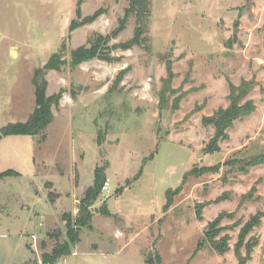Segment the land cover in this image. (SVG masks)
I'll list each match as a JSON object with an SVG mask.
<instances>
[{"label":"rangeland","instance_id":"1","mask_svg":"<svg viewBox=\"0 0 264 264\" xmlns=\"http://www.w3.org/2000/svg\"><path fill=\"white\" fill-rule=\"evenodd\" d=\"M130 3L0 0V130L33 113L34 75L54 54L62 64L44 71L47 94L64 90L43 141L0 140V174L18 172L0 178V264H39L67 242L64 218L75 224L97 167L109 191L91 206L92 228L71 245L78 255L46 264H264V162L243 168L264 152V0H150L142 43L114 48L140 25L131 14L113 35ZM99 9L105 12L83 24ZM74 20L80 24L71 30ZM96 35L110 36L115 59L72 65V50ZM248 82L241 103L252 100L256 110L208 152L215 128L202 118L229 106L230 84ZM178 187L164 211L167 190ZM106 204L113 215L99 212ZM213 241L225 242L226 252Z\"/></svg>","mask_w":264,"mask_h":264},{"label":"trees","instance_id":"2","mask_svg":"<svg viewBox=\"0 0 264 264\" xmlns=\"http://www.w3.org/2000/svg\"><path fill=\"white\" fill-rule=\"evenodd\" d=\"M150 9V0H131L129 8L126 10V13L123 19L120 22V25L117 29L113 31V35H118L122 30L125 29L126 23L131 14L136 15L138 22L140 23L139 27L135 32V36L127 41L126 43H122L119 45H115L114 48H131L135 44L142 43L143 39L142 32L146 29L147 22L145 21V16L148 14ZM105 11L103 9H99L93 14L85 17L83 19V24L92 23L96 21ZM77 13L81 16L82 9L81 3L78 2ZM78 27L77 20H74L71 24V30H74ZM110 39L109 37H103L101 35H96L94 39H92V43L89 47L81 46L78 47L71 52V64L74 66L80 65L85 61H89L95 58L112 61L115 58L111 56V49L107 46V43ZM60 59L58 58V54H54L50 60L44 65L43 69H39L36 71L33 83L35 85V96L37 106L33 113L30 115L26 122H16L10 123L7 126L3 127L0 130V140L4 137L11 135H31V136H39L42 138L40 141L46 138L45 130L52 123L54 119L53 107L58 106L62 99L64 90H60L58 93L48 95L47 88L48 82L44 79V71L45 70H56L59 71L61 68ZM129 68L123 70L118 80H121L124 76L125 72H127ZM173 72L170 69L169 77L166 79L167 82H170L173 78ZM117 83V82H116ZM251 83H244L241 86H236L234 84H230V104L228 107H220L217 112H215L211 116H204L202 118L204 125H212L215 128V134L213 138L207 145L208 152H215L220 149V142L229 138L228 130L234 126V123L237 120H241L244 117L252 114L256 110V105L252 100H247L244 103H241L242 100L248 95L249 86ZM167 89H163L160 94V102L162 103L165 99V93ZM231 161L228 160L226 163L229 164ZM259 162H264V152L258 155L253 156L247 160L246 165H244V169H247V166L255 165ZM142 172V169H141ZM191 172V171H190ZM189 172V173H190ZM186 173L185 177L189 174ZM141 174V173H140ZM18 172L13 169H8L0 174V178L16 176ZM105 169L102 167H97L95 169V180L93 186L88 188L86 192V197L82 199L80 202L79 212L77 217L75 218V224L73 223L72 218L65 217L64 220L67 222V242L58 244L54 247L51 253H44L42 255L43 262L46 263H54L57 262L61 257L69 255L71 253V245L75 244L79 241L78 233L82 228L88 227L92 228L93 221V211L91 210V206L95 203L99 195L102 193L103 186L106 182ZM181 187H178L174 190L169 189L166 192L167 201L163 207L164 211L169 209L173 204V197L180 191ZM99 212L105 216H111V212L108 209L107 204L101 206ZM198 216L201 218L200 210H198ZM261 213L255 215L251 218L250 222L246 226L243 231L242 237L245 233L252 228V225L260 223ZM219 216L215 221L214 225H217L221 220ZM253 225V226H254ZM213 246L216 251L220 254L226 252L227 245L225 242H217L213 241ZM152 259L149 258V262ZM34 264H37L35 261ZM161 264V259H160Z\"/></svg>","mask_w":264,"mask_h":264},{"label":"built area","instance_id":"3","mask_svg":"<svg viewBox=\"0 0 264 264\" xmlns=\"http://www.w3.org/2000/svg\"><path fill=\"white\" fill-rule=\"evenodd\" d=\"M109 185H110V182H109V180H107V181L105 182L104 186H103V191L108 192V191H109ZM30 237H31V240H32V242H31V246H32L36 251H38V237H37V235H35V234H31ZM69 255H74V256H76V255H78V252H72V253H70ZM39 264H44V263H43V261L39 260Z\"/></svg>","mask_w":264,"mask_h":264},{"label":"water","instance_id":"4","mask_svg":"<svg viewBox=\"0 0 264 264\" xmlns=\"http://www.w3.org/2000/svg\"><path fill=\"white\" fill-rule=\"evenodd\" d=\"M77 24H80V20H77ZM235 32H236V30H235ZM256 82L257 81H253V83H256ZM201 154L202 153H198V156H201ZM239 259H240V262H245L246 261V257L240 256Z\"/></svg>","mask_w":264,"mask_h":264},{"label":"crops","instance_id":"5","mask_svg":"<svg viewBox=\"0 0 264 264\" xmlns=\"http://www.w3.org/2000/svg\"><path fill=\"white\" fill-rule=\"evenodd\" d=\"M5 138V137H4ZM2 140V139H1ZM38 201H42V198L40 199V198H38ZM108 209H109V207H108ZM109 211L111 212V210L109 209ZM111 215H113V213L111 212Z\"/></svg>","mask_w":264,"mask_h":264}]
</instances>
